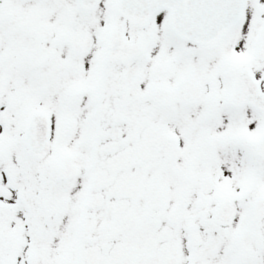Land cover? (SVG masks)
<instances>
[{
    "label": "snow or ice",
    "instance_id": "snow-or-ice-1",
    "mask_svg": "<svg viewBox=\"0 0 264 264\" xmlns=\"http://www.w3.org/2000/svg\"><path fill=\"white\" fill-rule=\"evenodd\" d=\"M0 264H264V0H0Z\"/></svg>",
    "mask_w": 264,
    "mask_h": 264
}]
</instances>
